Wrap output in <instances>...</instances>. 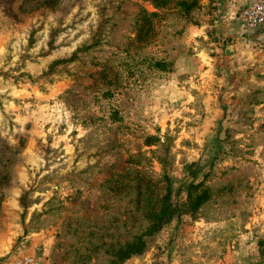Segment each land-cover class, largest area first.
<instances>
[{
  "label": "rangeland",
  "instance_id": "rangeland-1",
  "mask_svg": "<svg viewBox=\"0 0 264 264\" xmlns=\"http://www.w3.org/2000/svg\"><path fill=\"white\" fill-rule=\"evenodd\" d=\"M194 2L164 53L125 54L148 1L0 0V264H264V25ZM200 192L119 260L164 195Z\"/></svg>",
  "mask_w": 264,
  "mask_h": 264
},
{
  "label": "trees",
  "instance_id": "trees-1",
  "mask_svg": "<svg viewBox=\"0 0 264 264\" xmlns=\"http://www.w3.org/2000/svg\"><path fill=\"white\" fill-rule=\"evenodd\" d=\"M122 0H120L121 2ZM150 2L154 10L147 11L142 7H138L136 14L132 22V36H124L126 43L123 44L121 52L128 54L130 51L135 50L139 52L143 50L148 45L159 46V52H165L162 49L164 46V28L167 27L166 15L169 12L177 11L179 14V20L182 21L178 28L173 29L171 35H179L183 33L186 25L196 24V20L192 18L190 10L194 6L195 0H138ZM61 9H57L56 12L60 13ZM62 13L56 21V25L53 28L55 35L59 33L64 28L62 25ZM81 47H76L74 52L79 51ZM154 67L160 69L161 71H168L171 69L172 60H165L164 58H153ZM57 62H63L64 59L55 60ZM149 138V137H148ZM204 201V194L200 192L194 198H188L187 204H172L169 202L166 195L162 197L161 205L156 212L151 214V222L146 226V228L140 231L136 236H134V241L132 243L126 244L124 248L119 253V260L128 257L132 254H138L145 246V235H150L152 232L159 229L162 225L169 222L172 216L178 213L192 212L196 207H198ZM184 205V207H183ZM189 205V206H188ZM192 209V210H191Z\"/></svg>",
  "mask_w": 264,
  "mask_h": 264
},
{
  "label": "built area",
  "instance_id": "built-area-1",
  "mask_svg": "<svg viewBox=\"0 0 264 264\" xmlns=\"http://www.w3.org/2000/svg\"><path fill=\"white\" fill-rule=\"evenodd\" d=\"M238 20L250 28L264 25V0H241L237 8ZM9 264H48L34 254L22 253L13 257Z\"/></svg>",
  "mask_w": 264,
  "mask_h": 264
}]
</instances>
